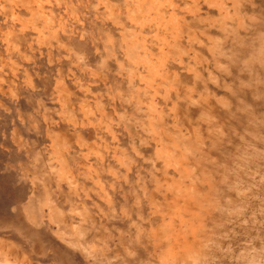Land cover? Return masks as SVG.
<instances>
[{"label":"rangeland","instance_id":"374dc122","mask_svg":"<svg viewBox=\"0 0 264 264\" xmlns=\"http://www.w3.org/2000/svg\"><path fill=\"white\" fill-rule=\"evenodd\" d=\"M167 263L264 264V0H0V264Z\"/></svg>","mask_w":264,"mask_h":264},{"label":"bare ground","instance_id":"6f19581e","mask_svg":"<svg viewBox=\"0 0 264 264\" xmlns=\"http://www.w3.org/2000/svg\"><path fill=\"white\" fill-rule=\"evenodd\" d=\"M167 247V246H166ZM169 247V246H168ZM166 251V250H165ZM166 253H168V252H166ZM169 258V257H168ZM168 260V259H167ZM166 263V262H165ZM168 264V263H167ZM172 264V263H171ZM175 264V263H174Z\"/></svg>","mask_w":264,"mask_h":264}]
</instances>
